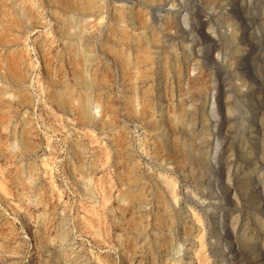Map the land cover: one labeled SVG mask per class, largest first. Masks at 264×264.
I'll list each match as a JSON object with an SVG mask.
<instances>
[{
  "label": "rangeland",
  "instance_id": "1",
  "mask_svg": "<svg viewBox=\"0 0 264 264\" xmlns=\"http://www.w3.org/2000/svg\"><path fill=\"white\" fill-rule=\"evenodd\" d=\"M0 264H264V0H0Z\"/></svg>",
  "mask_w": 264,
  "mask_h": 264
},
{
  "label": "bare ground",
  "instance_id": "2",
  "mask_svg": "<svg viewBox=\"0 0 264 264\" xmlns=\"http://www.w3.org/2000/svg\"><path fill=\"white\" fill-rule=\"evenodd\" d=\"M73 22H74L73 19H70V20H69V24H70V25H71ZM79 79H80L82 85H84V86L87 85V79L85 78V75H83L82 73L79 74ZM79 79H78V80H79ZM57 99H59V98H57ZM80 111H81V114H82V116H83L84 118H86V119H88V120L90 119V113H89L88 105H87V103H86L85 100L82 101L81 104H80Z\"/></svg>",
  "mask_w": 264,
  "mask_h": 264
}]
</instances>
